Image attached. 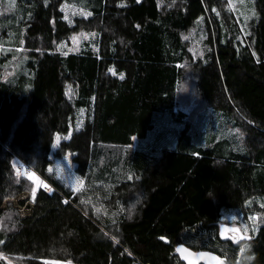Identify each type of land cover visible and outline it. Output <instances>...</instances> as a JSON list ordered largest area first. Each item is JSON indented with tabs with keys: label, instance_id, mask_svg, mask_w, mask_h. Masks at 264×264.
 <instances>
[{
	"label": "trees",
	"instance_id": "obj_1",
	"mask_svg": "<svg viewBox=\"0 0 264 264\" xmlns=\"http://www.w3.org/2000/svg\"><path fill=\"white\" fill-rule=\"evenodd\" d=\"M62 2L88 17L70 23ZM254 5L245 28L226 0H15L0 11V169L16 159L48 185L28 215L9 200L0 209V264H184L179 244L264 264V0ZM80 30L92 44L59 49ZM188 75L195 106L181 101ZM206 112L224 121L199 142ZM163 115L175 145L137 148ZM67 153L79 191L49 169ZM20 188L33 183L11 169L0 196ZM225 213L254 233L226 234Z\"/></svg>",
	"mask_w": 264,
	"mask_h": 264
},
{
	"label": "rangeland",
	"instance_id": "obj_2",
	"mask_svg": "<svg viewBox=\"0 0 264 264\" xmlns=\"http://www.w3.org/2000/svg\"><path fill=\"white\" fill-rule=\"evenodd\" d=\"M15 0H5L3 8L0 11L8 12L14 8ZM226 8L231 11L234 20L238 24L239 27L245 28L249 26V19L252 18L256 14L254 0H226ZM60 9L62 10L64 17L70 22L76 21L77 18L81 17H88V13L83 9L79 8L74 4L62 2L60 4ZM194 32H196V37L198 38V43L192 47L193 53L201 54L205 45L202 42L203 38L205 37V33L203 31V27H197ZM93 35L87 33L86 31H78L73 33L70 37L69 42H63L59 44V49L62 51L70 52L78 50L81 46L84 45L83 40H88L91 43V37ZM17 51L20 47L15 48ZM2 50V48H0ZM1 72V71H0ZM11 73V68L8 67L4 72H2L3 77L7 76ZM191 75H188L184 81L183 87L181 88V101L182 103H186L190 98L192 103L191 106H195L198 103V99L192 94L195 90V86L193 81L189 78ZM190 97L188 100L185 99L186 97ZM85 112H83L84 114ZM84 119V115L80 114V117L77 118L75 122V128H77L80 123H82ZM221 115L217 117L214 113H208L202 115L199 127H200V134L196 136V140L199 142L212 141L217 137V134L220 133V126L219 124H223L224 120H220ZM209 124H213L214 127H208L210 130L207 131L206 135L202 134V130L208 126ZM178 132V126L176 123L171 121L167 116L163 115L154 119V125L146 138L142 140H137L135 146L139 149L146 150V151H155L161 147H173L176 142ZM70 132L67 133V137L69 136ZM235 136V135H234ZM237 136V135H236ZM59 137H56L53 147L55 143L58 142ZM54 149V148H53ZM151 149V150H150ZM74 163L71 160L70 154L67 153L63 157H56L53 158L52 163L50 165V171L54 174L56 178L68 189L73 191H79L83 187V179L79 177L76 172L74 171ZM17 169V171L27 176L33 183L32 192L25 191L23 189L16 190L12 197L9 198L6 196H0V209L6 206V202L9 200L11 201L14 206H16L22 215H28L31 211V197L32 194L39 186L48 187V185L43 182L36 174L33 173L31 169H28L20 163L16 159H11L9 162L4 161L1 165L0 169V183L3 181L5 176L9 174L11 169ZM222 218L225 220L222 222V225H228L225 229V233H232L233 237L237 240H243L248 236L254 233L253 225L251 224L248 218L242 219L240 215L236 213H225L223 214ZM245 247V245H244ZM223 259V258H222ZM4 264H13L9 260H5Z\"/></svg>",
	"mask_w": 264,
	"mask_h": 264
},
{
	"label": "water",
	"instance_id": "obj_3",
	"mask_svg": "<svg viewBox=\"0 0 264 264\" xmlns=\"http://www.w3.org/2000/svg\"><path fill=\"white\" fill-rule=\"evenodd\" d=\"M174 253L184 264H225V261L212 251L193 250L183 244L176 245Z\"/></svg>",
	"mask_w": 264,
	"mask_h": 264
}]
</instances>
